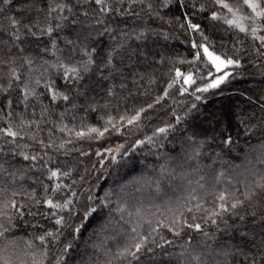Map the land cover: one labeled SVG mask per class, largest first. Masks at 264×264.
Returning <instances> with one entry per match:
<instances>
[{"label": "trees", "instance_id": "16d2710c", "mask_svg": "<svg viewBox=\"0 0 264 264\" xmlns=\"http://www.w3.org/2000/svg\"><path fill=\"white\" fill-rule=\"evenodd\" d=\"M50 2L72 8L71 13L57 10L53 17L62 19L67 14L70 19L88 21L91 28L85 31L93 37L105 27L109 31L88 44L97 53L96 64L85 74V80L66 82L59 62H68L65 39H75V26L60 33L63 38L56 40V48H51L48 37L25 39V29L20 30L21 40L14 41L10 39L15 30L9 19L20 18L24 23L36 11L33 8L22 16L17 0L3 6L6 10L0 13V38L8 42L0 44V59L5 61L0 64V76L4 77L0 85L6 89V95L0 92V128L11 125L18 130L21 120L37 123L23 128L22 140L12 144L4 143L9 137L0 140V162L26 173L15 183L10 178L0 183L6 197L18 191L21 194L12 199L26 205L21 209L22 218L14 209H4L7 215L0 216V224L8 229L0 236V264H57L58 260L60 264H104L109 259L112 264H129V260L114 259L115 253L137 233L150 232L152 226L158 229L153 233L157 241L162 235L172 245L156 249L154 258L142 257L131 264H168L169 254L184 251L200 254L206 264H244L254 257L259 260V249L253 244V240L258 245L264 239L259 225L234 220L227 214L223 217L227 224L212 225L202 217L205 209L209 214L218 210L219 195L233 202L236 197L243 200L249 187L256 181L264 182V47L258 39L264 37V18L254 22L258 32L253 34L252 20L244 24L246 32L225 23L232 13L214 0H185L182 9L177 7V0H108L112 9L108 15L94 11L99 6L83 0ZM225 2L234 11L238 9L237 14L249 17L243 0ZM259 4L264 8V0ZM84 11L89 13L87 17L82 15ZM214 13L216 20L211 19ZM185 17L198 24L200 32L188 29ZM97 18L103 23L96 24ZM193 42L206 43L222 58L239 62V67L226 69L232 75L220 88L195 91L220 74L206 59L191 63L198 50L192 47ZM111 49H118L119 54L105 66L102 62ZM25 55L33 61L31 65L23 59ZM72 59L79 61L81 57L73 52ZM13 67L20 80H12L9 88L8 72ZM176 69L191 72L195 84L185 85L181 79L169 89ZM37 79L40 84H36ZM25 84L27 91L35 93L27 100L22 91ZM47 84L68 95L69 100L52 101ZM166 89L168 95L164 96ZM158 97L162 99L156 103ZM8 100L12 101L10 107ZM140 109L147 111L140 113L138 122L128 124ZM110 117L115 127L106 123ZM64 126L65 131H60ZM93 127L101 131L107 127L108 131L93 139L76 137V131ZM229 136L230 145L224 143ZM16 143L21 147L16 148ZM14 152L43 159L29 162ZM53 170L67 175L49 180ZM46 199L55 203L71 200L72 204L56 211L55 216L45 215L54 211L44 204ZM197 205L203 208L197 210ZM85 207L96 211L85 218ZM251 210L247 205L239 209L241 213ZM61 217L63 223L57 225L55 221ZM173 219L181 225L184 221L200 223L208 236L184 228L177 237L157 224L170 225ZM146 221H151V226ZM240 229L248 234L247 239L241 237ZM48 232L53 237H48ZM40 236H45L43 244ZM224 250L233 254L224 256Z\"/></svg>", "mask_w": 264, "mask_h": 264}, {"label": "snow or ice", "instance_id": "6c2138e0", "mask_svg": "<svg viewBox=\"0 0 264 264\" xmlns=\"http://www.w3.org/2000/svg\"><path fill=\"white\" fill-rule=\"evenodd\" d=\"M84 3L89 4H95L98 7V9L94 11H98L100 14L108 15L110 11H112L108 0H83ZM133 2H139L143 3L144 0H133ZM166 3L170 2V0H165ZM216 4H218L220 7L225 8L228 10V12L232 13L233 19H227L225 20V23H227L230 27L238 28L240 32H246V28L243 24V20L245 19H251V17L246 16H237V11H234L233 8L225 2V0H214ZM244 4L252 10V12L255 14L256 17L264 18V8H261L260 4L257 2V0H243ZM117 3H123V0H117ZM13 4V0H0V13L5 12V7L7 5ZM18 4V11L21 12V15H25L29 13L33 8H35L36 15L32 16L30 20L27 22L21 23L20 18H10L9 24L11 29H14L15 31L10 33V39L14 41L21 40L20 30L25 29L26 32L24 33L25 39L28 38H34L37 41H39L43 37L49 38V44L51 45V48H56V40L62 39L63 37L60 36V33L68 26H75L77 35L75 39H65V44L68 45V54L66 57V60L68 62L60 61L59 62V69L62 70L63 78L65 81H84L85 80V74L92 71L93 65L96 64L94 53H97V49L95 47H89L88 44L90 41H93L97 39L98 37H102L106 32H108V28L105 27L103 30H101L98 33V37H93L91 35L90 31H85V29L91 28V23L88 21H81L75 18L70 19L67 14L63 15L62 19L60 17H53L51 14L54 12H57L59 10L60 13H71L72 8H70L67 4H61V3H52L50 0H17ZM39 5V7L37 6ZM185 6V0H177V7L183 8ZM46 9V12L43 10ZM203 10V9H201ZM43 12L42 18L41 14ZM83 16L87 17L89 13L87 11H84L82 13ZM179 19V17H178ZM211 19L216 20L218 19V16L214 13L211 16ZM55 21V23H53ZM185 22L187 23V28L194 31V32H200V26L198 24L192 23L190 20L185 17ZM103 20L97 18L96 24H102ZM183 27V24L181 25ZM35 29V31H34ZM3 29L0 28V32H2ZM253 34L255 33L256 29L253 28ZM205 41H207V37H203ZM261 39V47H264V37L258 38ZM8 41L3 40L0 38V44H6ZM19 52L24 53V48L17 45ZM122 47V46H121ZM192 47L194 49H198L195 53V58L191 61L193 65L197 64V62H203L205 59L207 60L208 64H210L212 67L215 68L216 73H219L220 75H216L215 78L211 79L209 83L206 84L205 87H197L195 89L196 92H208L210 89H218L221 85L225 84L229 77L232 75L230 72L226 71V69L230 67H239L240 64L237 60H234L232 58L228 57H221V55L216 54L214 51H211L209 46L206 43H197L193 42ZM11 51V50H9ZM76 52L81 59L79 61H73L72 59V53ZM119 54L118 49H111L105 56L104 61L102 62L105 66L110 65L112 63V58L114 55ZM86 57L87 59H84ZM25 62L28 65H31L33 61L25 55L23 57ZM5 61L0 59V64H4ZM13 63L15 61L13 60ZM47 61H45V64ZM31 71V69H30ZM9 77V84L8 87L11 88V81L20 80V76L17 74V69L15 67L11 68L8 72ZM4 77L0 76V80H2ZM183 80V83L185 85H192L195 84V80L193 78V75L191 72L188 74L182 73L179 69L175 70V78L172 79V82L168 85V88H172L175 84L180 82V80ZM36 84H40V80L37 79ZM82 88H84V85H81ZM186 91V89H183ZM24 91V99L27 100L29 95H34V92L27 91V84H25V88L22 89ZM46 91L51 94L52 101H56L58 98L63 99L64 101L69 100L68 95H64L54 89L52 84L46 85ZM0 92H3L6 95V89L3 87V85H0ZM111 94V93H109ZM168 95L167 89L164 92V96ZM200 97H197L199 99ZM161 97H158L156 100V103L160 102ZM12 101H7V106H11ZM152 105H148V108H151ZM147 111V109H140V111L133 117L128 119V124H134L135 122H138L141 119L140 113ZM2 118V117H0ZM123 119V117L121 118ZM243 122V121H241ZM37 122L35 120L31 121V123H27L23 120L20 121V125H18V130H13V127L10 125L7 128H0V140H4L5 137L11 138L10 140H4V143L6 144H12L13 142H16L18 140L24 139L23 134V128L31 127L32 124H36ZM107 124H111L113 127L116 125L113 124V120L110 117L107 121ZM67 126H64L60 129V131H65V128ZM69 132L72 131V129L68 130ZM108 131V128L105 127L103 131H101L98 128H88L86 131H76L75 135L79 139H93L95 137H102L104 135V132ZM161 131H164L161 129ZM95 134V136H93ZM34 139V137H33ZM39 143L43 144L42 141H39ZM224 143L226 144H232L231 137H226ZM52 145H48V147H51ZM16 148H20L21 145L19 143L15 144ZM24 147H28L27 145H24ZM60 147H63V144L60 145ZM0 154H3V147L0 146ZM13 155H20L22 156V159L25 161L33 162L37 161L38 159L42 160L43 157H37V155H28L24 154L23 152H14ZM7 173V176L5 174ZM24 171L20 168L10 169L8 167H5V162H0V183H3L5 180L10 178L11 183H15L17 179H23ZM60 175H67V173H58L57 171L53 170L51 171L50 175L48 176L49 180H52L54 178H58ZM262 180H264V177H262ZM60 185L56 186V190H59ZM45 192L48 191V188L45 187ZM6 189L0 188V216L7 215V212L3 211L4 209H14L16 213L22 218L24 216V212L21 211L22 208L26 207V205H18L15 199H12V197H16L17 195H20L21 193L18 191H12L11 197L5 196ZM75 195V193H73ZM34 196V194H33ZM243 200H241L239 197H236L233 201H230L227 197L224 195H219L217 199L221 202L218 205V210H213L210 214L207 213V210L205 209V216L202 217L205 220V223L211 222L212 225H218L220 222H223L227 224V221L223 220V217L225 214L233 218L234 220L239 221H247L250 225H259L260 229L264 231V182L256 181L254 186H251L248 188L247 191L243 193ZM91 199V198H89ZM40 204V201H36V205L38 206ZM44 204L49 208L53 209L51 213H46L45 215H51L55 216L56 211H64L69 207V205L72 204L71 200H68L66 203H55L52 199H46L44 201ZM247 207L251 208V211H245L244 213H241L239 209ZM203 208V205H197V210H200ZM96 209L94 207H85L83 209V216L86 218L88 216H91L93 213H95ZM189 212H192V208H188ZM182 215V214H181ZM219 218V219H218ZM9 221L11 220V217H8ZM63 217L56 219L55 223L57 225H61L63 223ZM196 217L193 216L192 220L195 221ZM151 226V221H146ZM157 224L160 225V227H166L169 232H171L174 236H180L181 232L184 228L192 229L195 232L203 233L205 236H208L207 231L202 227L200 223H189L188 221H184L183 224H178V221L176 219H173L171 221L170 225H166L161 221H157ZM0 236L3 235L5 231H8V229L3 225L0 224ZM76 231H79V229H76ZM133 233H136V229H132ZM158 229L155 226L151 227V231L146 234H139L135 237H133L124 247L123 249L119 250L115 253L114 259L119 260H129V264H131V261H140L142 257H149L154 258L158 253L156 252V249L165 250V245H172V241L165 239L162 235L160 236V240L157 241L153 233H157ZM239 234L243 239H247L248 234L243 231V229L239 230ZM48 237H53V233L48 232L46 234ZM41 244L45 242V236L38 237ZM253 244L256 245L259 249V260H257L255 257L253 259L246 260L244 264H261V261H264V239H262L259 244H256V241L253 240ZM222 249L226 248L224 245H220ZM213 253H209V255H212ZM221 253H216V255H220ZM224 256H228L233 253H229L228 251L224 250L222 252ZM46 255V253H45ZM57 264H60V261H57ZM104 264H112V260H106ZM168 264H206V261L202 259V256L200 254H193L190 252H181L179 254H169ZM216 264H226V262L217 261Z\"/></svg>", "mask_w": 264, "mask_h": 264}, {"label": "rangeland", "instance_id": "374dc122", "mask_svg": "<svg viewBox=\"0 0 264 264\" xmlns=\"http://www.w3.org/2000/svg\"><path fill=\"white\" fill-rule=\"evenodd\" d=\"M257 2L259 3V0H257ZM248 10H249V17H251V19H245V20H243V24H247L248 23V20H252L253 21V23L254 22H256V24H257V20H261V19H263V18H261V17H256L255 16V14L252 12V10L250 9V8H248ZM237 16H242L243 17V15H241V14H237ZM244 16H246V15H244ZM247 17V16H246ZM230 19H233V15L230 17ZM253 25V28H255L256 29V26H255V23L254 24H252ZM253 30V29H252ZM255 32H258V30L256 29V31ZM201 191V190H200Z\"/></svg>", "mask_w": 264, "mask_h": 264}]
</instances>
